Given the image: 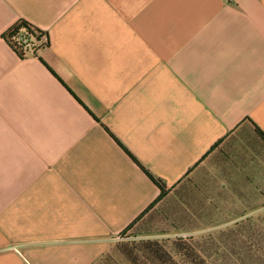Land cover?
Returning <instances> with one entry per match:
<instances>
[{"label": "crops", "instance_id": "crops-1", "mask_svg": "<svg viewBox=\"0 0 264 264\" xmlns=\"http://www.w3.org/2000/svg\"><path fill=\"white\" fill-rule=\"evenodd\" d=\"M20 19L50 46L20 57L3 37ZM256 126L264 0H0V264L112 250L160 195L117 141L188 218L264 207Z\"/></svg>", "mask_w": 264, "mask_h": 264}, {"label": "rangeland", "instance_id": "rangeland-1", "mask_svg": "<svg viewBox=\"0 0 264 264\" xmlns=\"http://www.w3.org/2000/svg\"><path fill=\"white\" fill-rule=\"evenodd\" d=\"M190 179H194V175L185 178L175 190V193L179 194L177 198L184 203L185 200L189 202L190 199L198 196L194 184L191 186ZM214 202L218 203L217 201ZM176 203V201L164 202L156 208L157 210L141 220L129 232L130 234L128 233L129 237L116 242L110 255L103 259L104 261L107 260L106 264H126L124 262L126 259L121 253V243L133 242L136 245L148 240L159 241L168 249L172 248L174 254H177L174 250L175 244L183 245L186 243L190 245L193 248L190 251L191 257H189V261L187 257L184 258L185 261H182V264H264V258L255 256V249L257 248L253 246L252 249H249L248 245L244 246L241 242L242 237L235 231V229L243 230L241 223L246 221L245 237L251 235L255 229L263 237V206L234 208L231 200H229L227 207L216 208L206 201L204 207L199 209L200 212L198 211L195 217L188 218L182 211V207ZM260 203L262 201H257L254 204ZM249 220L253 225L251 227H249ZM246 240L249 244H253L255 241L254 238H246Z\"/></svg>", "mask_w": 264, "mask_h": 264}, {"label": "trees", "instance_id": "trees-1", "mask_svg": "<svg viewBox=\"0 0 264 264\" xmlns=\"http://www.w3.org/2000/svg\"><path fill=\"white\" fill-rule=\"evenodd\" d=\"M6 42L19 54L20 57H26L30 52L37 53L40 49L49 47L50 46V38L48 34L38 28L33 23L25 20L20 19L17 21L12 27H10L3 35ZM66 85V84H65ZM256 132L260 136V138L264 141V132L259 128L255 127ZM117 140V138H116ZM120 146L127 152V154L131 157V159L137 163V165L143 170V172L147 175V177L159 188L160 195L159 197L150 205V207L142 213L133 223H131L122 233H121V240L126 239L129 237V232H131L141 220H143L146 216L150 213L157 210L156 208L161 205L164 200L168 197V195L172 192L173 188L169 187L163 180L155 177L152 173H150L119 141H117ZM222 141H218L215 145L211 148L212 150L216 149V147ZM192 172L189 171L186 176H188ZM186 176L184 178H186ZM184 180V179H183ZM178 211V209H176ZM251 219V218H248ZM249 227L253 226L251 220H249ZM246 221H243L241 224V229L235 231L241 236V242L244 246L248 245L249 249H252L253 246L255 249V256L257 255L259 258H264V236H260L258 230L255 229L251 235L245 237L246 232ZM245 225V226H244ZM129 233V234H128ZM247 239L254 238L255 241L253 244H249ZM181 239V238H180ZM182 240V239H181ZM260 240V241H259ZM132 243V244H131ZM121 243L122 247V255L126 259L124 262L126 264H182L184 262V258L187 257L189 261L190 251L193 249L190 245L184 243L183 245L175 244L174 250L177 254H174L173 249H168L166 245H163L157 240H148L142 241L140 243ZM113 250V248H112ZM111 250V251H112ZM106 253L103 255L95 264H106L107 260L105 257L110 255ZM175 256H179L181 258L177 259ZM254 256V255H250ZM118 262V261H117ZM117 264V263H116Z\"/></svg>", "mask_w": 264, "mask_h": 264}]
</instances>
